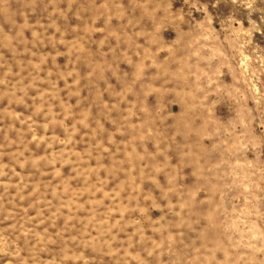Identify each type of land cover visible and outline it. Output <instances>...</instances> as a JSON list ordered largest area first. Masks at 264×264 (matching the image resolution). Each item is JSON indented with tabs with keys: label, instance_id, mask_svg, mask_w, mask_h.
<instances>
[{
	"label": "rangeland",
	"instance_id": "374dc122",
	"mask_svg": "<svg viewBox=\"0 0 264 264\" xmlns=\"http://www.w3.org/2000/svg\"><path fill=\"white\" fill-rule=\"evenodd\" d=\"M0 264H264V0H0Z\"/></svg>",
	"mask_w": 264,
	"mask_h": 264
}]
</instances>
